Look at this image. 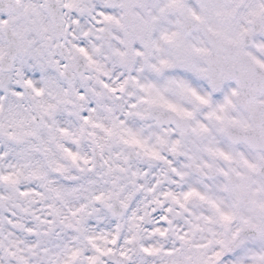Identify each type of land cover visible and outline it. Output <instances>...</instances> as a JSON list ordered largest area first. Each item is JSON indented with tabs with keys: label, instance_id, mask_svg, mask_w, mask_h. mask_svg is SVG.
<instances>
[{
	"label": "snow or ice",
	"instance_id": "snow-or-ice-1",
	"mask_svg": "<svg viewBox=\"0 0 264 264\" xmlns=\"http://www.w3.org/2000/svg\"><path fill=\"white\" fill-rule=\"evenodd\" d=\"M0 264H264V0H0Z\"/></svg>",
	"mask_w": 264,
	"mask_h": 264
}]
</instances>
